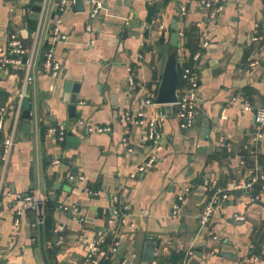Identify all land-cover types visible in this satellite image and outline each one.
<instances>
[{
  "label": "crops",
  "instance_id": "obj_1",
  "mask_svg": "<svg viewBox=\"0 0 264 264\" xmlns=\"http://www.w3.org/2000/svg\"><path fill=\"white\" fill-rule=\"evenodd\" d=\"M39 1L0 0V45L12 32L29 44L39 23L28 19ZM61 2H43L44 39L56 21L67 39L55 46L58 74H49L42 62L36 70L24 102L31 104L30 120L23 118L25 108L17 123L15 119L25 71L14 66L0 71V106L11 104L4 132L14 133L15 141L5 173L0 152V178L5 181L0 263L46 264L45 253L48 264H183L193 251L190 264H264V180L252 192L231 193L218 203L210 223L199 226L203 204L212 194L231 180L248 178L256 168L258 175L264 174V135L259 147L252 145L255 114L264 109V0H227L215 22L198 0ZM96 2L101 7L91 17ZM26 24L28 37L22 33ZM175 24L178 47L171 44ZM204 40L210 43L207 50H201ZM161 51L182 67H192L201 54L192 129L181 128L175 107L167 113L156 103ZM68 81L80 83L75 120L62 90ZM150 97L155 105L147 116L157 119L163 142L156 165L140 172L152 147L141 128L131 124L125 133L122 117ZM206 121L209 136L202 133ZM59 125L66 128L63 141L49 132ZM99 127L111 131L98 132ZM220 136L231 147H219ZM206 180L217 184L205 193ZM39 194L47 199L42 211L18 198ZM115 196L121 200L118 208L128 206L125 219L114 214ZM180 197L181 214L173 218ZM237 214L245 219L236 220ZM148 242L156 244L152 261L145 260ZM97 243L99 251L89 260Z\"/></svg>",
  "mask_w": 264,
  "mask_h": 264
},
{
  "label": "built area",
  "instance_id": "obj_2",
  "mask_svg": "<svg viewBox=\"0 0 264 264\" xmlns=\"http://www.w3.org/2000/svg\"><path fill=\"white\" fill-rule=\"evenodd\" d=\"M96 1V0H95ZM203 9L208 11L209 20L215 22L219 15L222 13L227 0H198ZM67 0H62L61 6H64ZM95 9L91 13V17H95L96 13H98L101 5L96 2ZM47 19V10L45 4L43 5L42 11L40 13L39 18V27L36 30L34 37L32 39L31 44L25 42V40L15 32L8 33L5 35V44L0 45V71L3 69L14 66L21 67L24 72V81L20 88L18 95L16 96V107H15V119L16 123L20 120L23 109L24 102L26 100L27 90L30 86H32L36 81V70L41 62L42 54L45 55V61L43 66L45 70L52 75H57L61 69L60 63L56 60L55 57V46L58 43L63 42L67 39L64 35L60 33L58 28V22H55V27L52 29L51 34L49 35L47 41L44 39V26ZM90 31V28H88ZM4 43V41H3ZM210 47V43L207 40H204L201 43V50H207ZM201 58V54H198L195 58V64L192 67H182L181 71V83L182 86L179 89V99L178 102L172 104L171 106L177 109L178 118L180 120V126L182 129H192L195 126V117L198 108V89H199V76L197 72V68H199V61ZM258 62L255 61L252 66L257 65ZM130 84H134L133 79H130ZM154 100L152 97L145 100L143 106L139 109H129L124 112L122 121L125 124V133H128L130 130V125H135L138 128H141L144 131L145 140L152 147L151 154L144 165L139 168L140 172H145L146 170L154 167L157 163V148L163 142V133L159 127V123L156 118H148L147 109L151 105L154 104ZM236 100V99H234ZM11 104H6L0 106V152L1 158L3 161V173H5L7 165L10 161V157L14 150V133L10 136H6L4 129L6 118L9 115ZM246 111H252L249 105H245ZM255 132L252 134V145L253 147H259L260 140L264 135V109H258L255 114ZM98 132H110L111 129L108 127H99L97 129ZM15 132V131H14ZM50 133H54L58 135V139L63 141L66 134V128L63 125H59L58 127H50ZM126 142V139H123ZM123 142V143H125ZM126 144V143H125ZM218 146L221 148L231 147L230 143L227 140L220 136L218 140ZM257 169V168H256ZM250 171L248 178L243 180H231L228 182L227 187L225 189L220 190L218 193H214L209 197L201 209L199 215V226L201 229H204L211 221L215 214V208L221 201H226L230 198L231 193L237 191H245L252 192L254 187L260 180H264V174L258 175L257 170ZM70 180H84L82 176H71ZM216 181H204L202 185L203 191L211 192L216 186ZM5 186L4 177L0 178V195L3 187ZM7 197H11L12 193L7 192ZM18 198L23 200L25 206L38 208L39 206H43L47 199L42 195H37L36 197L18 195ZM183 200L182 197L179 198L178 203L174 205L173 210L171 212V216L173 218L180 217L181 210L179 206V202ZM121 202L118 196L113 198V204L115 205L114 214L121 215L123 219H125L128 214V206L125 205L121 208H118L117 205ZM1 206V201H0ZM60 208L64 210H69L70 207L67 205H61ZM75 215H78V209L74 206L71 207ZM245 217L241 214L236 215V220L243 221ZM100 243L94 245L90 252L88 259L90 260L92 256L96 255L99 251ZM263 254H264V246H263ZM195 253L193 251H188L186 254V259L183 264H190L193 260Z\"/></svg>",
  "mask_w": 264,
  "mask_h": 264
},
{
  "label": "water",
  "instance_id": "obj_3",
  "mask_svg": "<svg viewBox=\"0 0 264 264\" xmlns=\"http://www.w3.org/2000/svg\"><path fill=\"white\" fill-rule=\"evenodd\" d=\"M9 1H12V0H9ZM43 2L44 0H41L32 7L33 15L31 16V18L36 20L37 22L39 21L40 13L44 5ZM11 13L13 14V12ZM26 27L27 28L23 30L22 33L26 37H28V33H29L28 24H26ZM171 32H172L171 44L174 47H178L179 40H180L178 25L176 24L173 25ZM34 34L35 32L30 33L29 44H31ZM5 40L6 39H4V42ZM161 53H163L162 66H161L162 77H161V80L157 88L154 91V95L156 98V103L159 105L165 106L163 108L168 113L172 111L171 105L177 103L179 99V94H180L179 93V87H180L179 83H180V73L182 71V66L180 63L175 62L174 58L169 57L168 54L164 53L163 51H161ZM44 61H45V55L43 53L41 57V62L44 63ZM170 61H174V63L170 64ZM62 90L66 95L69 96L68 101H67V103L71 105L70 110H69V117L72 120H75L77 117V108L79 105L78 94L80 92V83H73L71 81H68L64 84V87ZM24 108H25V111L23 113V118L26 120H30L31 119V104L29 101H26ZM204 125H205V128L202 129V133L205 134L206 136H209L212 129H210L207 121L204 123ZM42 208L43 206H39L40 211H42ZM41 248L44 253L43 243L41 245ZM155 250H156L155 243L148 242L146 244L145 246V260L146 261H152L154 259ZM44 259L46 261V264H48L45 253H44Z\"/></svg>",
  "mask_w": 264,
  "mask_h": 264
},
{
  "label": "trees",
  "instance_id": "obj_4",
  "mask_svg": "<svg viewBox=\"0 0 264 264\" xmlns=\"http://www.w3.org/2000/svg\"><path fill=\"white\" fill-rule=\"evenodd\" d=\"M29 20H32V21L37 22L36 20H34V19H32V18H29L28 21H29ZM29 27H30V26H29ZM29 27H28V29H29ZM190 37H191V36H189V38H190Z\"/></svg>",
  "mask_w": 264,
  "mask_h": 264
}]
</instances>
